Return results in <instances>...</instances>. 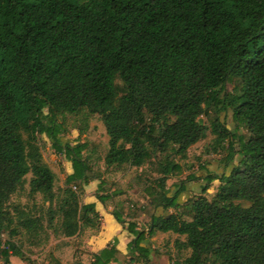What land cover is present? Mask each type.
<instances>
[{"label":"trees","instance_id":"1","mask_svg":"<svg viewBox=\"0 0 264 264\" xmlns=\"http://www.w3.org/2000/svg\"><path fill=\"white\" fill-rule=\"evenodd\" d=\"M234 80L239 93H226ZM211 110L230 113L236 126L213 120V150L225 153V169L237 163L228 174L205 171L204 193L220 183L212 200L201 196L172 213L185 183L170 190L166 181L175 159L206 137L200 117ZM83 111L105 127L107 167L140 168L154 158L159 174L140 209L148 230L113 210L131 236L127 253L114 239L90 264H153L149 239L157 232L185 237L189 256L171 264H264V0H0V248L11 226L13 235L41 229L39 219L7 208L28 174V194L54 200L55 176L36 144L42 136L71 164L57 207L61 234L99 227L95 205L80 203L94 180L86 145L63 144L57 121ZM239 126L246 139L237 138ZM96 199L104 205L111 196ZM8 250H0L2 264L24 260L12 242Z\"/></svg>","mask_w":264,"mask_h":264},{"label":"rangeland","instance_id":"2","mask_svg":"<svg viewBox=\"0 0 264 264\" xmlns=\"http://www.w3.org/2000/svg\"><path fill=\"white\" fill-rule=\"evenodd\" d=\"M116 83L121 91L122 85L118 78ZM226 93H239V81L234 80L228 84ZM216 118L228 130L236 129L235 124L231 121L230 113H215L211 110L207 116L200 117L202 124L206 127V137L191 146L184 158L175 159L178 169L175 175L166 181V188L170 190H173V185L176 183H185V191L179 196V204L182 205L176 210H171L172 213L184 212V207L189 201L201 196L209 201L212 200L220 183L214 181L204 193L201 189L204 184L201 178L206 175L205 171H209L212 175L228 174L237 163V158H235L234 164L225 169L222 165L225 153L220 148H217L216 151L213 150L216 144L215 136L211 132V124ZM57 121L64 128V134L61 137L63 144L86 145L83 155L92 168L94 180L83 188L80 203H97L99 201L96 199V195L111 196V199L103 205L104 211H119L126 223H135L139 229L147 231L149 221L146 214L141 213L140 209L145 207L149 201L155 186L154 180L159 177L155 167L156 160L149 158L148 162L140 168L127 165L107 167L104 164V158L108 151V136L99 115H90L84 111L79 114L65 113L58 114ZM247 137V131L243 126H239L237 138L246 139ZM26 138L27 136L24 135V139ZM36 144L42 162L55 176L54 200L49 203L41 195L30 196L28 183L31 174H28L25 177L23 188L11 196L7 208L12 215L14 208L17 207L24 210L29 216L39 219L41 229L36 234H28L19 230L18 235H13L10 233L13 229L11 226L2 234L0 250L4 254H8V243L12 242L24 256V260L18 259L17 264H54L55 261L60 264H90L92 254L86 247L87 242L96 236L102 227L103 234L105 233L106 221L102 216L97 229L84 228L79 235L72 238H66L61 234V215L57 207L63 196V190L66 188L65 179L72 173L71 164L63 155L54 152L50 141L45 136L38 137ZM224 147H226V143ZM237 147L238 142H235L236 150ZM193 176L197 179L189 180ZM241 204L248 206L246 202H241ZM102 213L104 212L102 211ZM183 218L189 220L187 216ZM184 240V236H177L173 233H155L149 239V245L156 252L152 256V263L171 264L174 261H183L190 254V250L180 246ZM0 264H2L1 261Z\"/></svg>","mask_w":264,"mask_h":264},{"label":"crops","instance_id":"3","mask_svg":"<svg viewBox=\"0 0 264 264\" xmlns=\"http://www.w3.org/2000/svg\"><path fill=\"white\" fill-rule=\"evenodd\" d=\"M96 211L99 213L100 217H104L107 227L105 228V233L103 234V227L100 229V232L92 237L87 242V248L90 250L92 256L97 254L100 250L110 245L114 239L117 240L116 248L117 250L126 255L127 244L131 240V236L127 233L126 229L121 227L111 215V211H104L103 205L100 202L94 203ZM89 204V203H86ZM102 211L104 213H102ZM18 258L10 256L9 264H17ZM92 261V258H91ZM90 261V262H91ZM115 264V263H110Z\"/></svg>","mask_w":264,"mask_h":264}]
</instances>
